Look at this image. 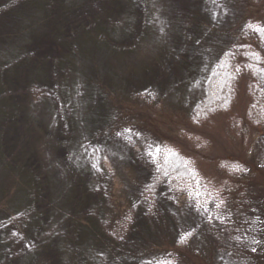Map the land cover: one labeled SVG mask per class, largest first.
Returning <instances> with one entry per match:
<instances>
[{"label":"trees","instance_id":"16d2710c","mask_svg":"<svg viewBox=\"0 0 264 264\" xmlns=\"http://www.w3.org/2000/svg\"><path fill=\"white\" fill-rule=\"evenodd\" d=\"M180 1L0 0V264H176L168 255L181 256V243L121 245L133 229L130 207L111 213L101 196L91 202L73 188V220L67 206L45 204L69 179L94 186L112 128L148 120L159 106L154 99L191 102L181 131L162 137L152 166L175 195L200 206L223 203L226 182L245 164L207 156L206 141L226 120L264 133V27L252 12L224 26L206 10L210 0ZM155 66L174 75L158 81ZM24 119L44 121L52 154L19 150Z\"/></svg>","mask_w":264,"mask_h":264},{"label":"rangeland","instance_id":"374dc122","mask_svg":"<svg viewBox=\"0 0 264 264\" xmlns=\"http://www.w3.org/2000/svg\"><path fill=\"white\" fill-rule=\"evenodd\" d=\"M186 1L190 0L180 2L184 4ZM263 2L210 0L206 10L216 16L217 23L231 28L252 12L261 18L264 27ZM235 36L231 34V39ZM259 44L264 49V40L259 39ZM142 46L149 50L150 42L142 39ZM155 69L158 81L167 74L174 75V70L157 66ZM193 88L192 93L195 94V86ZM137 100L136 97L132 102L134 107H138ZM154 100L159 106L150 107L148 120L117 122L112 128L115 133L108 134L102 149L100 177L94 186L90 180L82 185H73L69 179L60 194L46 199L45 204L67 206L68 219L73 220L75 217L70 202L73 198L70 188H73L77 194L86 195L91 202L101 196V207H106L111 213L130 207L135 213L133 229L119 241L121 245L148 247L154 243H181L177 249L179 253L183 252L181 256L173 252L168 255L178 258L176 264H264V133L258 134V128L253 132L250 129L244 131L241 126L228 123L229 120L225 121L227 124L213 129L217 134H211L207 139L206 155H231L245 165L235 179L226 182L220 207L216 208L212 203L200 206L186 194L172 193L164 174L152 166L154 153L163 143L162 137L168 132L179 134L181 131L183 118L187 116L185 106L191 101H183L180 107L173 101ZM25 105L26 102L21 107L25 108ZM23 122L28 132L24 134L19 150L22 153L29 150L38 157L43 150L52 154L54 145L46 136L42 139L44 121L31 124L24 119ZM64 152L62 150L61 154ZM204 168L210 174L215 173L212 166ZM148 193L152 195L148 196ZM92 207V212L96 213L98 207ZM90 213L88 210L87 216ZM77 219L90 223L81 216ZM108 220V215L102 217L103 231H107Z\"/></svg>","mask_w":264,"mask_h":264}]
</instances>
